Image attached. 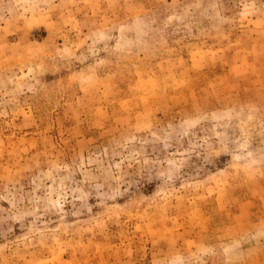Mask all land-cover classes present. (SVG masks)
<instances>
[{"label":"rangeland","instance_id":"374dc122","mask_svg":"<svg viewBox=\"0 0 264 264\" xmlns=\"http://www.w3.org/2000/svg\"><path fill=\"white\" fill-rule=\"evenodd\" d=\"M0 264H264V0H0Z\"/></svg>","mask_w":264,"mask_h":264}]
</instances>
